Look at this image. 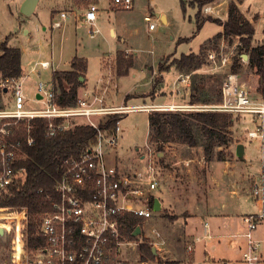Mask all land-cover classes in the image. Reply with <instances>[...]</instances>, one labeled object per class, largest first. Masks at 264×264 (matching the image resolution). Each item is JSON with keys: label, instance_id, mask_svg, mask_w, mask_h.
Segmentation results:
<instances>
[{"label": "rangeland", "instance_id": "obj_1", "mask_svg": "<svg viewBox=\"0 0 264 264\" xmlns=\"http://www.w3.org/2000/svg\"><path fill=\"white\" fill-rule=\"evenodd\" d=\"M65 1L69 0H40L35 14L26 17L21 13L24 0H0V42L7 41L10 46L18 48L22 52V76L25 78L24 92L29 100L28 105L34 108L42 106L33 103V100L37 98L38 85L43 83L50 88L53 81V72L69 71L75 57L86 58L90 65L89 85H97L103 72V60L108 65L109 72H111L110 82L107 83L111 90H108L109 94L104 100V104L118 105V107L137 106L132 112L124 114L125 116L120 124L119 143L112 150L109 158L110 163L126 167L124 168L126 171H134L146 168L148 160L145 157H150L153 153V156L154 154L157 156L155 160L162 169L158 176L160 182L164 181L163 177L167 171H171L174 173L176 188L180 193L193 190L201 199H204V191L207 187V181L204 182V178L207 171L211 172V166H208L209 169L207 168L204 163L205 158L202 162L203 150L201 148L191 149L184 144L173 146L166 144L164 145V151L161 153L158 150V145L151 143L149 125V114L152 111H157V108L156 106L147 107L144 104L173 102L170 96L174 97L179 105L188 104L191 95V84L190 87L186 88L180 82L181 77H185L186 74H181L175 68L161 73L160 64L163 63L167 66L171 64L173 59H179L183 54L199 53L202 45L209 46L210 41L222 32V27L207 20L202 28L198 29L196 18L198 9L188 7L184 12L181 7V0H139L134 10L127 12L112 11L107 0H100L96 26L101 33L92 38L91 26L85 21V12L87 11L85 8L89 3L88 0H71L74 6L69 20L61 29L52 28L55 21H60V17L53 18V12L61 9ZM215 3L208 4L203 8L202 19L212 17L225 22L227 19L226 8H217L215 14L211 16L206 12L205 9L215 5ZM142 6H146V9H143ZM241 9L244 14L248 15V17L244 16L247 17L256 30L252 45L254 47L264 45V0H243ZM65 11L69 13V11ZM147 14L153 17V23L156 24L155 30H149V24L144 20ZM156 14H165L169 23L165 24ZM111 29L116 31V37L112 36ZM26 31H28V34ZM120 36L126 38L127 42L123 43L119 39ZM225 39L228 47L226 52H233L235 55L233 59L235 60L243 51L242 42L239 38ZM222 40L223 38L219 45ZM219 45L216 51H219ZM127 48L131 50L129 51ZM120 49H127L122 52L128 60H135V66L128 76L118 79L116 56ZM242 60L240 80L246 82L250 95L256 98L258 94L264 92L263 87L259 84V78L254 76V71L250 69L248 60L243 58ZM42 62H49L53 67L42 70ZM33 66L35 67L34 72L32 71ZM229 71L230 67L224 70H213L208 64L203 66L199 73L209 76L205 81V86L212 88L219 81L216 78ZM178 73L182 76L180 77ZM177 79L178 81H176ZM2 83L3 81L0 80V85ZM84 84L85 82H83V88L79 89L81 93L88 89ZM162 91L168 95L167 98L161 94ZM1 98L3 104L8 102L9 106H13L11 92L3 90ZM236 116L239 117V120L235 124V133L238 139L244 140L243 137L250 131L256 130L257 124L254 122V116L252 115ZM92 119L94 122L100 123L101 120L105 119V116H94ZM258 121V126L264 125V119L263 123L262 119H258ZM75 123L82 125L88 122L85 118H80ZM242 142L246 146L244 159L254 163L253 171L257 172L255 181L258 183L262 175L260 169L264 158L261 139L244 140ZM225 153L227 158L230 159V154L226 151ZM162 154L164 155L162 156ZM192 173L196 174L199 179L193 186L189 181ZM174 213L166 210L160 216L155 214L146 226V232L138 236L139 239L135 241L128 239L129 242L137 243V246L135 249L130 247L126 256L134 262L138 261V258L140 260L138 244L145 241V243L151 245L150 242L153 243L154 240L160 243L158 247L165 257H167V253H172L170 248H163L162 239L157 240L152 230L155 229L159 232L163 226L162 223L165 224L169 220L167 215ZM260 213L261 211L258 210V213L254 214ZM260 228L264 230V223L258 224V228L253 234L255 240H257V233ZM146 236L152 239H147ZM153 248L158 249L156 246H153ZM185 248L183 247V250ZM259 254L261 256L260 264H264V241L260 243ZM156 258H158L159 264L169 262L168 259L164 260V257L159 254ZM238 258H240V255ZM147 263L156 264V259L155 261H147ZM201 264L225 263L221 261L218 255H214L213 262L206 261ZM229 264L247 263L234 260Z\"/></svg>", "mask_w": 264, "mask_h": 264}, {"label": "built area", "instance_id": "obj_2", "mask_svg": "<svg viewBox=\"0 0 264 264\" xmlns=\"http://www.w3.org/2000/svg\"><path fill=\"white\" fill-rule=\"evenodd\" d=\"M85 21L91 26V37L101 32L96 26L100 0H88ZM109 7L116 11H132L139 0H107ZM212 14L211 7L205 9ZM66 12L60 14V21L52 24L53 29H61L69 20ZM144 20L149 30H155L153 17L147 14ZM223 38L219 51L209 53L208 62L213 70H224L234 63V53L226 50ZM241 59V64H242ZM49 62H42V70L50 69ZM32 71H35L33 67ZM55 72V71H54ZM24 80L11 77L3 81L0 87L12 94L13 106L8 102L0 108V203L14 194L15 188L25 180L26 170L20 164L26 159L24 146H33L32 121H49L47 136L54 137L59 132L74 128L77 119L85 118L87 125L98 131L97 142L82 154L79 159L69 158L63 162V177L53 195H47L49 210L31 217L28 208H8L0 206V264H145L134 262L126 252L135 249L137 243L129 242L121 234L120 217L127 213L144 220L141 234L156 212L150 206L152 194L159 187L160 166L153 153L146 156V168L126 171L118 164H111L109 158L118 145L120 124L112 132L100 129L94 116H108L132 112L133 107H105L102 100L90 102L79 98L76 107H61L53 84L40 83L38 92L41 99L33 103L42 105L34 108L28 105L24 92ZM180 82L190 87L191 76L181 77ZM223 102L218 105H167L156 107L157 111L185 112H224L236 115H252L257 124L244 140L261 139L264 151V125L258 126V119H264V92L259 98H253L246 83L241 82L237 74L229 73L222 89ZM223 149V148H220ZM228 152L227 149H225ZM264 162V158H263ZM250 200L262 209L260 214L244 219L247 230L243 237L249 248L243 260L247 264H260L258 251L260 243L254 239L258 224L264 223V174L261 183H254L249 190ZM156 200V198H155ZM37 227V237L45 241L44 245L30 246V225ZM208 226V225H206ZM137 228V229H138ZM137 231V230H136ZM156 239L161 235L155 229ZM147 239H152L146 236ZM158 248L159 242H150ZM139 245V244H138Z\"/></svg>", "mask_w": 264, "mask_h": 264}, {"label": "trees", "instance_id": "obj_3", "mask_svg": "<svg viewBox=\"0 0 264 264\" xmlns=\"http://www.w3.org/2000/svg\"><path fill=\"white\" fill-rule=\"evenodd\" d=\"M218 0H181V7L186 12L188 7L197 8L196 15L198 29L204 22L210 20L220 25L223 30L216 35L210 45H202L199 53L183 54L179 59H173L170 65L160 64V72H168L177 69L181 74L191 76V95L188 105H218L223 102L222 87L227 82L229 73L240 74L242 70V54L248 56L250 69L259 78V84L264 90V45L253 46L256 30L253 24L244 16L240 9L243 0H231L228 5L227 19L223 22L218 18H203V8ZM222 38H239L243 51L235 58L228 73L218 77L219 81L212 88L205 86L209 76L199 73L203 66L208 65V56L216 51ZM22 52L14 48L7 41L0 42V80L5 81L11 77H21ZM116 73L118 77H125L135 66V60L125 57L123 52L116 56ZM87 60L75 57L71 70L53 72L54 91L58 104L63 107H76L79 99V89L83 86L81 78L87 73ZM220 82V84H219ZM219 88V89H218ZM0 87V108H2ZM128 106V105H127ZM124 114L105 116L99 123L102 131L116 129L117 122L122 121ZM239 120L235 114L224 112H166L152 111L149 114L151 143L158 145L162 153L166 144H184L191 149L201 148L206 161L215 159L225 160V149L230 147L233 140V127ZM49 121L36 119L32 121V136L35 140L33 146H24L26 159L21 161V166L26 170V178L14 190V194L0 203L1 207L28 208L34 218L37 214L49 210L47 195H53L57 184L63 177V162L69 158L79 159L91 146L97 142L98 131L87 124H77L74 128L59 132L54 137L47 136ZM223 148V150H220ZM264 174V169H263ZM155 197L150 200L153 208ZM121 234L127 239L137 240L135 237L139 226L144 220L133 214L127 213L120 217ZM45 241L37 237V227L30 225V246L44 245ZM140 259L143 262L155 261L156 253L153 246L145 241L139 243Z\"/></svg>", "mask_w": 264, "mask_h": 264}, {"label": "crops", "instance_id": "obj_4", "mask_svg": "<svg viewBox=\"0 0 264 264\" xmlns=\"http://www.w3.org/2000/svg\"><path fill=\"white\" fill-rule=\"evenodd\" d=\"M230 1L231 0H218L215 5L211 6L213 12L212 14L214 15L216 9L219 7L226 8L228 14V5ZM65 2L61 9L53 12V18L60 17L62 12H66L65 10L69 11V13H67L70 16L74 3L71 0ZM87 7L85 8L86 10ZM142 7L143 9H146V6ZM110 10L113 11L114 9L112 8ZM159 15L166 18L165 24L169 23V20L165 14ZM244 15L248 17V15ZM27 32L28 31H26V33ZM111 33L112 36L116 37V31L114 29H111ZM119 39L123 43L127 42L126 38L123 36H120ZM127 49H120L117 53L120 51L124 52ZM130 50L131 49H129V51ZM87 64L88 69L85 75L84 86H86L88 89L87 91H83V93L80 91L79 98H85L90 102L102 100L105 107H118V105L104 104V100L109 94L108 90H111V87L109 88L107 86V83L110 82L109 77L111 75L108 65L102 60L103 72L101 73V78L99 79L97 85L90 86V65L88 62ZM237 75L240 79V75ZM179 76L181 77L182 75L179 74ZM119 78L120 77H118V79ZM176 81H178V79ZM161 94L165 95L166 98L168 97L164 91H162ZM261 94L262 93L258 94L256 99L259 98ZM36 96L38 99H41L39 92L36 94ZM170 98L173 99V102L169 103L165 101L156 102L152 105H144L147 107L179 105L176 103V99L174 97L170 96ZM232 131L234 142L230 147H228V154L231 156L230 159L226 157L225 160L215 159L213 161H204V157L202 158V162L204 161L208 169V166H211V172L207 171V174L204 178V182L207 181L206 191H204L205 195L203 196L204 199H201L200 196L197 193L195 194L193 190L191 192L180 193V191L176 188V179L174 173L171 171H167L163 177L164 181H159L160 187H158L156 192L152 194V196H154L156 200L159 201L161 208L160 212H156V215L160 216V214L166 210L175 212L174 214L167 215V219L169 220H167V223L165 224L164 222L162 223L163 226L159 231L161 235L160 239H162L163 242V248L168 247L172 251V253H167V257H165V255L161 254V249L159 247L156 249V256L159 254L164 257V260L168 259L169 262L164 264H201L206 261L213 262L214 255H218L221 261L225 264H229L234 260L244 262L243 255L248 251L249 248L247 240L243 237L247 230L244 219L247 216L256 215L254 213H258V210L262 212V209L256 204H253V202L250 200L249 190L252 185L256 183L255 180L257 178V172L253 171L254 163L248 162L246 159H244L245 157L243 159L237 157L236 148L239 144L244 145L242 142L244 140L238 139V136L235 133V126L233 127ZM169 145L173 146L175 144ZM244 147L246 156V146ZM163 155L164 154H162V156ZM263 169L264 162L262 161V166L260 169V173L262 170V175ZM161 171L162 169H160L159 175ZM262 175L259 182L262 180ZM189 178L192 186L199 180L198 176L194 173H192ZM250 208L253 210L251 211ZM257 241L259 243L264 241V230H261V228L257 233ZM183 247L186 248L183 250ZM239 255L240 258H238ZM145 264L148 263L145 262ZM156 264H159L158 258H156Z\"/></svg>", "mask_w": 264, "mask_h": 264}, {"label": "water", "instance_id": "obj_5", "mask_svg": "<svg viewBox=\"0 0 264 264\" xmlns=\"http://www.w3.org/2000/svg\"><path fill=\"white\" fill-rule=\"evenodd\" d=\"M40 0H25L21 6V13L26 16V17H31L35 14V11L37 9V6L39 4ZM157 17L162 18L163 22L166 23V18L164 16H161L159 14L156 15ZM242 58L244 60H248L247 55H243ZM81 82H84L85 78L80 79ZM236 155L238 158L243 159L245 157V147L243 144H239L236 148ZM255 204V203H253ZM160 203L159 201L155 200L154 203V211L155 212H160ZM0 234H3V230L0 229ZM141 234V229L138 228L137 231L134 233L135 237H138ZM154 253H156V249L153 248Z\"/></svg>", "mask_w": 264, "mask_h": 264}]
</instances>
